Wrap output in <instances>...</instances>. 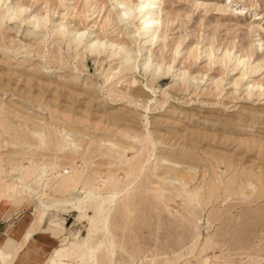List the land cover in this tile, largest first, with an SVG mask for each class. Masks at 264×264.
I'll use <instances>...</instances> for the list:
<instances>
[{
  "label": "rangeland",
  "instance_id": "374dc122",
  "mask_svg": "<svg viewBox=\"0 0 264 264\" xmlns=\"http://www.w3.org/2000/svg\"><path fill=\"white\" fill-rule=\"evenodd\" d=\"M124 11L0 0L1 229L58 237L15 263L264 264V0H160L150 41Z\"/></svg>",
  "mask_w": 264,
  "mask_h": 264
},
{
  "label": "bare ground",
  "instance_id": "6f19581e",
  "mask_svg": "<svg viewBox=\"0 0 264 264\" xmlns=\"http://www.w3.org/2000/svg\"><path fill=\"white\" fill-rule=\"evenodd\" d=\"M119 4L123 5L124 6V13L125 16L128 12V10H130L132 13L134 14H137V16L139 17V20H140V26L138 28V30H141V31H144L145 34H146V37L147 39L150 41V40H154L156 37H157V31H158V28H159V24H160V17H159V2L160 0H136L134 2V7L133 8H130L126 5V3L124 1H121V0H117ZM131 13V14H132ZM133 14V15H134ZM128 15V14H127ZM125 16L123 15H120V21H123L125 20ZM68 31V30H67ZM75 33V32H73ZM72 34V33H71ZM81 35V34H80ZM73 37V35H72ZM80 37V36H79ZM97 42V41H96ZM96 44V43H95ZM94 45V44H93ZM103 46H104V42H103ZM109 46V45H108ZM112 46H114L112 44ZM94 47V46H93ZM98 47V46H97ZM105 47H106V44H105ZM111 46H109L110 48ZM99 48V47H98ZM97 48V49H98ZM119 48V47H118ZM143 48H146V45L143 46ZM92 49V48H91ZM95 49V48H94ZM103 49V48H102ZM121 49V47L119 48ZM123 49V48H122ZM106 50V48H105ZM114 50V49H112ZM107 51V50H106ZM112 52V51H111ZM115 52V50H114ZM123 52V51H122ZM126 53V52H125ZM126 54H130L129 52L126 53ZM128 58H129V55H127ZM125 57V56H124ZM130 58H132L130 56ZM149 60V59H148ZM152 62V61H151ZM150 63V62H149ZM148 64V63H147ZM154 67L156 66L157 69H161V65L157 62L154 63ZM152 68H153V65H151ZM163 68V67H162ZM151 69V67L149 68V70ZM163 70V69H162ZM151 71V70H150ZM153 71V70H152ZM159 72V71H158ZM163 73V72H162ZM158 75V73H157ZM186 77V76H185ZM143 144V143H142ZM168 160V159H167ZM179 161V160H177ZM176 163V162H175ZM57 166V165H56ZM177 166V165H176ZM7 172V171H6ZM9 173V172H8ZM68 175L70 176V178L72 177L73 181L72 182H75V179L76 177L74 176V172H69ZM68 176V177H69ZM82 176V175H81ZM79 179V178H77ZM16 181V179H15ZM74 184V183H73ZM77 184V183H75ZM74 186V185H73ZM12 187V190H14L15 193H18V189H17V185L13 184V186H9L8 189H11ZM186 190L188 192H193V190H190L188 189V187L186 188ZM94 195V192L93 191H88L85 193L84 195V200H88V199H91ZM108 197L103 200L99 205V209H97V213L99 214V217L95 220L93 219L92 220V228H91V231L94 232L96 227L98 226V223L99 224H102L104 227H108V220H109V211L111 210V207H112V204L114 202V199L116 197V193L115 194H111V195H107ZM86 202V201H85ZM105 202H108L109 203V206H108V209L106 211V209H102V205L103 203ZM81 203V200H78V204ZM97 222V223H96ZM29 237V233L26 234L24 240H26L27 238ZM0 252H5V249H0ZM65 257V253L62 252V251H58L56 253V264H64V261H63V258Z\"/></svg>",
  "mask_w": 264,
  "mask_h": 264
},
{
  "label": "crops",
  "instance_id": "0c3cea01",
  "mask_svg": "<svg viewBox=\"0 0 264 264\" xmlns=\"http://www.w3.org/2000/svg\"><path fill=\"white\" fill-rule=\"evenodd\" d=\"M5 210H2L0 213V247L4 248L6 251L13 253L15 256L12 259L10 264L15 263L16 258L20 260H28L38 262V258L47 248L51 249L49 255L47 256L46 263L49 262L51 255L57 247H54L58 243V237L53 235L47 230L38 229L35 233L23 244L20 250L16 253V248L20 245L24 238L25 231L31 227L33 219L30 218L27 223L24 220L12 219L14 221L13 226L8 228V230H2L1 227H4L5 221L11 219L10 214L8 217H5Z\"/></svg>",
  "mask_w": 264,
  "mask_h": 264
}]
</instances>
